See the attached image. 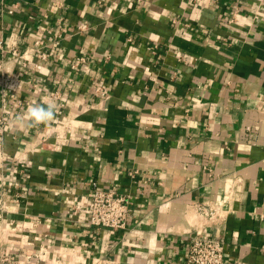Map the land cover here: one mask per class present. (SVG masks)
I'll return each instance as SVG.
<instances>
[{
    "label": "crops",
    "instance_id": "1",
    "mask_svg": "<svg viewBox=\"0 0 264 264\" xmlns=\"http://www.w3.org/2000/svg\"><path fill=\"white\" fill-rule=\"evenodd\" d=\"M0 43V74L20 73L13 97L0 85L5 253L183 264L199 202L224 264H264V0H0ZM93 183L128 195L124 229L88 222Z\"/></svg>",
    "mask_w": 264,
    "mask_h": 264
},
{
    "label": "built area",
    "instance_id": "2",
    "mask_svg": "<svg viewBox=\"0 0 264 264\" xmlns=\"http://www.w3.org/2000/svg\"><path fill=\"white\" fill-rule=\"evenodd\" d=\"M142 0H135V2H141ZM61 19V18H60ZM88 24L86 21H80L77 25L78 31L87 29ZM62 37L59 33L55 35V43ZM0 46L1 43H0ZM41 41L37 39L34 42V51L42 58L46 57V52L41 49ZM13 53L16 54L15 49ZM87 61L86 56H79L73 63V67L78 64ZM20 73H2L0 74V85L3 89L10 92L13 97L14 92L19 87ZM95 93L104 95L105 90L101 85H95ZM52 98L57 101L60 99V92L56 89L50 91ZM16 100V98H14ZM19 107H22V102L17 100ZM64 106L63 101H58L54 105V111L59 112ZM36 108H42L43 105H39ZM44 122V121H43ZM43 122L37 123L33 120L35 125H40ZM8 124L5 116L0 115V166H3L5 162V156L3 153V143L5 128ZM256 127V126H254ZM251 126H246L247 130H250ZM63 137L57 138L50 143L51 149H59L65 144ZM25 176H29L25 173ZM15 201H19L20 194L15 192ZM196 211L201 215L202 222L198 225L194 232L191 233L187 240V251L184 257L183 264H224V240L220 236H216L210 233V223L214 222L218 216V212L215 207H211L205 203H196ZM3 210L0 207V216ZM132 213V202L128 195L123 193H117L114 188H99L93 183L92 195L89 201V218L88 222L96 227H106L111 230H122L126 227L127 220ZM39 253L35 250H27L21 253V257L14 258L10 254H7L0 248V264H25L30 261L32 257H38ZM93 264H119V260L109 256H103L96 259Z\"/></svg>",
    "mask_w": 264,
    "mask_h": 264
},
{
    "label": "clouds",
    "instance_id": "3",
    "mask_svg": "<svg viewBox=\"0 0 264 264\" xmlns=\"http://www.w3.org/2000/svg\"><path fill=\"white\" fill-rule=\"evenodd\" d=\"M29 118L35 120L37 123L46 121L51 117L50 112H45L42 108L30 107L28 109Z\"/></svg>",
    "mask_w": 264,
    "mask_h": 264
}]
</instances>
